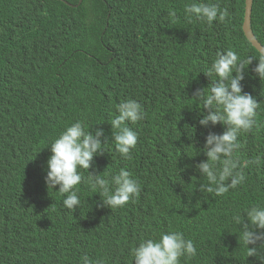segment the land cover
Returning <instances> with one entry per match:
<instances>
[{"label": "trees", "instance_id": "obj_1", "mask_svg": "<svg viewBox=\"0 0 264 264\" xmlns=\"http://www.w3.org/2000/svg\"><path fill=\"white\" fill-rule=\"evenodd\" d=\"M66 1L72 5L0 0V264H83L85 255L102 264H132L131 250L142 236L169 230L183 232L197 247L182 264H264L247 257L232 221L237 211L264 202V86L253 71L258 58L241 82L260 102L257 126L241 135L238 156L242 163L260 156L259 164L248 163L245 182L214 197L200 191L204 180L194 156L209 132L225 130L222 123L199 124L207 109L191 96L211 83L202 70L219 50L253 51L243 30L246 0H208L230 12L229 20L211 26L189 20V0ZM252 29L264 44V0H254ZM127 99L139 101L146 113L131 159L109 139L88 171L126 167L140 182V196L111 209L82 183V207L65 209L59 185L46 184L48 143L76 120L111 138L109 121ZM187 127L194 128L191 137ZM79 233L91 238L75 243L85 253L57 257L55 251Z\"/></svg>", "mask_w": 264, "mask_h": 264}, {"label": "clouds", "instance_id": "obj_2", "mask_svg": "<svg viewBox=\"0 0 264 264\" xmlns=\"http://www.w3.org/2000/svg\"><path fill=\"white\" fill-rule=\"evenodd\" d=\"M184 13L189 20L195 17L209 26L230 19L228 8H221L218 3L208 0H189L184 4ZM248 44L253 51L243 56L231 48L217 51L210 66L202 70L211 77V83L205 88L196 89L191 96L202 110L207 109V113L199 119L200 125L208 127L222 123L225 126L223 133L207 134L202 150L195 147V168L204 180L200 191L214 197L223 196L242 185L246 180L244 168L250 162L259 164L261 160L260 156H256L254 161L242 163L238 156L244 146L240 137L253 132L260 107L257 98L245 92L241 83L253 59L258 58L253 71L264 86V44L253 39H249ZM261 95H264V88ZM145 116L139 101L121 100L116 105V115L109 121L112 126L111 138L105 137L103 128L93 127L89 130L81 120H76L51 139L47 146L50 145L52 155L48 151L44 162L47 168L45 180L48 189H55L59 185L58 192L63 196L62 206L65 209L75 212L82 207L78 187L82 183L87 184L93 194L99 193L103 205L111 209L121 208L140 196V182L126 167L115 173L106 172L107 168L101 174L88 170L94 156L106 151L103 145L109 139L114 142L116 152L125 159H131V152L139 137L137 128ZM193 129L186 128L190 137ZM81 169L87 170L88 175L84 176ZM232 221L239 227V241H242L247 257L256 255L264 261V254H261L264 251V202L250 204L237 211ZM77 242L91 243V238L80 233L72 236L55 251L57 257L85 253L76 247ZM197 254L193 240L186 238L183 232L173 230L142 236L131 250L132 264L133 261L135 264H182V260H190ZM82 259L83 264H102L101 260H93L87 255ZM115 264L122 263L116 261Z\"/></svg>", "mask_w": 264, "mask_h": 264}, {"label": "water", "instance_id": "obj_3", "mask_svg": "<svg viewBox=\"0 0 264 264\" xmlns=\"http://www.w3.org/2000/svg\"><path fill=\"white\" fill-rule=\"evenodd\" d=\"M67 2L68 4L72 5L69 1L63 0ZM83 0H80V3ZM253 4L254 0H246L245 4V17H244V22H243V30L245 32V35L247 36L248 40L253 39L258 41L259 43L263 44L257 36L255 35L253 29H252V12H253ZM79 5V4H78Z\"/></svg>", "mask_w": 264, "mask_h": 264}, {"label": "bare ground", "instance_id": "obj_4", "mask_svg": "<svg viewBox=\"0 0 264 264\" xmlns=\"http://www.w3.org/2000/svg\"><path fill=\"white\" fill-rule=\"evenodd\" d=\"M34 35H35V34H34ZM34 35H33V36H34ZM23 36H24V35H23ZM38 36H39V35H38ZM27 37H28V35H27ZM30 37H31V36H30ZM34 37H35V36H34ZM21 38H23V37H21ZM31 38H32V37H31ZM36 38H37V37H36ZM24 39H25V38H24ZM28 39H29V38H28ZM21 40H22V39H21ZM24 41H25V40H24ZM36 41H37V40H36ZM39 41H40V40H39Z\"/></svg>", "mask_w": 264, "mask_h": 264}]
</instances>
